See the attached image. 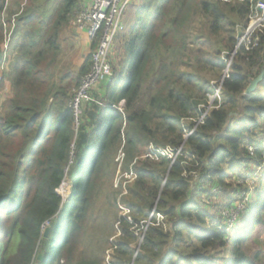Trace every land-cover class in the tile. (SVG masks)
Listing matches in <instances>:
<instances>
[{"label":"trees","instance_id":"16d2710c","mask_svg":"<svg viewBox=\"0 0 264 264\" xmlns=\"http://www.w3.org/2000/svg\"><path fill=\"white\" fill-rule=\"evenodd\" d=\"M134 1L113 40L112 76L92 91V101L82 104L75 124L68 101L89 71L91 54L75 78L57 76L56 64L60 36L80 0H11L8 8L6 0H0V93L6 91L0 95V264L100 262L108 240V218L102 210L116 207L117 196L108 185L121 142L123 169L132 167L136 180L124 200L128 219L116 213L110 222L120 232L117 264L127 258L130 264L135 233L143 232L139 252H153L156 263L137 253L133 264H261L256 244L264 245V35L259 34L251 55L243 46L238 49L221 86L223 104L186 139L199 178L209 176L214 187L227 189L230 185L224 181L231 174L259 168L244 179L251 183L258 175V184L252 183V197L235 225H223L202 208V183L182 176L187 161L183 157L172 164L159 156L131 165L150 144L181 145V119L197 118L198 106L211 93L208 83L180 70L187 65L192 17L204 16L208 34L195 37L199 47L192 58L194 70L221 74V51L233 49L237 27L247 25V14L258 0ZM5 11L11 38L4 59ZM219 33L225 37L215 49L211 38ZM3 61L7 65L2 69ZM256 78L255 90L243 96ZM64 181L70 185L65 200L56 193ZM94 227L99 234L97 230L93 238L87 236V229Z\"/></svg>","mask_w":264,"mask_h":264},{"label":"rangeland","instance_id":"374dc122","mask_svg":"<svg viewBox=\"0 0 264 264\" xmlns=\"http://www.w3.org/2000/svg\"><path fill=\"white\" fill-rule=\"evenodd\" d=\"M133 1V0H132ZM137 1V0H135ZM134 1V2H135ZM208 1H221V2H227V3H234L236 2L235 0H231V1H222V0H208ZM239 1V0H237ZM261 3L264 4V0H258ZM11 0H6V4H7V8L11 6ZM254 14V13H253ZM15 16H12V20ZM251 17V18H250ZM8 13L7 11H5L2 16H1V22H2V26L3 24L5 25L3 28L4 30L7 31L8 35L9 32H11L8 24ZM73 18V17H72ZM72 18L68 21V25L67 27L63 30L61 36H60V40H59V44H60V48H61V52L58 58V63H60V65L58 67H56V74L57 76H64L67 75V77H76V74L72 71V66H74L75 64H79V61L84 59L85 56H87L88 54H91V52L94 49V44L91 43L90 41L88 42L87 39H83L80 38L78 39V41L74 40L73 41V37H77V33H76V29L74 26L70 25V21H72ZM232 19H234L233 17H231ZM250 18V20H249ZM247 19L249 20V22L247 23L246 26H249L253 23L254 18L253 16L247 14ZM10 20V21H12ZM13 23V21H12ZM190 32L188 34V48L186 51V55H185V62L187 61V65H181L180 66V70L181 71H185L188 72L190 74H193L197 80H199L201 83H208L210 86V91L211 93L207 95V100L206 102L209 103L212 100H215V103L213 105V107H216L218 105L223 104V98H222V93H221V89L218 92V95H216V91L215 88L217 86V83L221 77V75L223 74V71L225 70V67L222 71L221 74H217L215 71L212 70H204V71H195L194 67H193V54L194 51L196 52V50L198 49V44L195 41V37L198 35H203L205 37H208L207 34V30H206V19L204 18L203 15L198 14L194 17H192V21H191V25H190ZM240 28L237 27V31H236V36H235V40L237 37V33H238V29ZM263 31V29H262ZM264 32V31H263ZM239 33H242V31L240 30ZM260 35H264L260 34ZM11 36V35H10ZM225 37L224 33H219L218 36L211 38L212 44L214 46L215 49H220L221 48V41L222 39ZM258 37L256 38V45H253V49L249 52V55H251V52L257 47V41H258ZM70 41H72L73 43H70ZM87 41V46L85 47ZM90 43V44H89ZM81 45V56H79V54L74 53L73 49H77L79 46ZM91 46V49H90ZM72 50V51H71ZM227 53V51H221V57L223 54ZM263 53V52H262ZM262 57L264 56V53L261 54ZM261 57V56H260ZM260 59V61L262 63H260V66L263 65V60L264 58ZM235 57L229 59V60H225V65L227 64V62L229 63V71L226 73V75L230 74V67L234 62ZM114 61V60H113ZM68 62L70 64H68ZM69 66H68V65ZM7 65V61H3L2 62V69L3 67H6ZM260 66H257V68L259 69ZM64 68H67L64 69ZM256 68V67H255ZM256 79H253L250 81V84L252 82H254ZM69 82V87L72 88L74 86L73 80L71 81L68 80ZM2 86V80L0 77V87ZM257 87V84L255 85L253 91L255 90V88ZM76 88V87H75ZM253 91H251L249 94H251ZM6 91L0 93V95H5ZM243 96L245 95V92L243 93ZM205 102V103H206ZM213 104V103H212ZM119 111L123 110V104L121 103L119 105V107L117 108ZM262 146H264V140L262 142H260ZM153 145V144H151ZM155 146V145H153ZM157 147H161V146H157ZM186 145L183 147V150H186ZM145 153H143V155H141L140 157L136 158L134 160V162L131 165H134L136 163V161L138 159H148L145 158ZM123 155L124 154V150H123V143L121 142L120 147L118 148L115 157H114V165H115V171L113 176L111 177V181L109 182V189L112 194H116V201H115V208L114 207H110L108 208L105 212L102 210V212L104 213V218H108V223H107V230L106 231L108 233V240L105 244H103V249L104 251L99 255V260L100 262L98 264H117V260L115 259V249L117 246V238L118 235L120 234L119 230L116 227H110V222L112 220V218H114V215H116L117 213V217H125L126 219L127 216H129L130 210L129 207L124 203V200L126 199V197H128V192H129V188L133 185V183L135 182L136 178L133 177L131 175V173H128L130 171V169L126 172L123 169ZM156 161V160H154ZM227 168V167H225ZM132 170V167H131ZM133 171V170H132ZM256 172H259V168L258 167H254L252 171L245 169L244 171H241L238 174H231L230 177L228 179H226L224 182L225 184L230 185L229 188L225 189L223 186L219 185L217 187H214V182L209 179V176H204L203 178H199V176L197 177V181L201 182V189H202V193H201V198L203 201V203L205 204L202 208L208 212L211 216L214 217V219L216 221H221L222 220V224L225 225L227 224L228 227H231L232 225H235L237 222V217L238 215H240V212L243 211L244 209V204L247 200H250L252 197V191H253V184L255 185L258 184V175H255V177L252 179L251 183L248 181L250 176H253L252 174ZM199 173V170L198 172ZM245 178H248L246 180H244ZM196 181V179H194ZM243 182L247 183L248 186H246L245 184H243ZM192 184V183H191ZM237 184V185H236ZM238 190H241V192L237 193ZM57 194L63 199L65 200L69 194H70V185L68 184L67 181H64L60 187L56 190ZM121 201V202H120ZM123 202V203H122ZM235 202V205L233 207V209L231 208V204ZM101 204V199L98 200V205L96 206L95 209H98L100 207ZM155 209V208H154ZM154 209L150 210L149 212V218L150 215H152ZM124 215V216H122ZM103 218V219H104ZM224 220V221H223ZM149 221V220H148ZM148 221L146 222V225L149 223ZM105 222V221H103ZM98 223V220H97ZM158 224H162L163 228L166 230H168V225L165 223V221H163L162 219L158 218ZM89 229V228H88ZM87 229V236H90L93 238L94 237V233L98 230V234L100 232V229L98 227H94L92 229ZM97 234V235H98ZM137 236V242L131 245V250H133L134 255L130 261V264H133L135 256L137 255V253H141L143 255H145L148 259H152L155 263H156V258L153 256V252L151 253H147V252H139V248L140 245L142 244V239H143V234L144 232L141 234L139 233H135ZM257 249H260L262 251L261 254V264H264V245L262 242H259L256 244ZM245 250L247 248H244ZM80 250H82V247H80ZM184 251V250H183ZM123 264H129L128 262V258L126 259V261H124Z\"/></svg>","mask_w":264,"mask_h":264},{"label":"built area","instance_id":"2783aa9c","mask_svg":"<svg viewBox=\"0 0 264 264\" xmlns=\"http://www.w3.org/2000/svg\"><path fill=\"white\" fill-rule=\"evenodd\" d=\"M131 1L132 0H80L79 9L74 14L72 21H70V25L74 26L77 31L85 32L88 40L95 45L91 52V65L89 71L81 76L77 87L71 90L72 95L68 101V107L72 110L75 124L78 123L82 104L92 101V91L99 84L112 76L109 62L110 51L115 36L123 30L122 19ZM248 14L253 16V23L249 26L240 27L238 29L237 35H239V37H236L233 49L230 52L223 54L221 57L225 70L215 88L216 95H218L223 81L229 76L226 75V73L229 71L230 62H227L225 65V60L235 57L238 49L242 46L244 47L245 52L249 53L254 48L253 45H256L255 40L257 36L264 33V4L257 1ZM4 26L5 25L3 24V27ZM240 30L242 33H239ZM10 35L11 32H9L8 35L7 31L4 30V59L10 42ZM215 100L216 99L209 103L206 102L199 105V115L197 118L181 119L180 125L184 133V139L181 145L175 148L170 146L157 147L150 144L147 148L145 158L157 160L159 156L166 157L172 164L177 158L183 157L187 161L182 163L185 167L182 176L192 178V182L195 181L194 179L197 181L198 170L195 169L197 166L196 159L191 155L187 148L184 151L183 147L186 145V139L192 134V132L203 123L213 109L217 108V106L213 107ZM98 104L101 105L100 103ZM248 150L252 152V148H248ZM189 161H193L194 164H191ZM187 167L194 169H187ZM128 173H131V175L136 178L135 173L131 169Z\"/></svg>","mask_w":264,"mask_h":264},{"label":"crops","instance_id":"0c3cea01","mask_svg":"<svg viewBox=\"0 0 264 264\" xmlns=\"http://www.w3.org/2000/svg\"><path fill=\"white\" fill-rule=\"evenodd\" d=\"M76 33H77V37H73L72 39H73V41L74 40H76V41H78V39H80V38H83L84 40L85 39H87V36H86V34H85V32H80V31H77L76 30ZM87 41L89 42V40L87 39ZM87 41H86V44H85V47L87 46ZM70 43H73L72 41H70ZM90 44V43H89ZM90 49H91V46H90ZM72 51V50H71ZM73 51H74V53H77V54H79V56H81V45L77 48V49H73ZM85 58V57H84ZM83 62H84V59H82V60H80L79 61V64L77 65V64H75L74 66H72V71L75 73V74H77V72H78V69H79V67L83 64ZM68 64H70L69 62H68ZM67 64V65H68ZM57 67L60 65V63H58V61H57ZM69 66V65H68ZM64 69H66L67 70V68H64Z\"/></svg>","mask_w":264,"mask_h":264},{"label":"water","instance_id":"95a60500","mask_svg":"<svg viewBox=\"0 0 264 264\" xmlns=\"http://www.w3.org/2000/svg\"><path fill=\"white\" fill-rule=\"evenodd\" d=\"M237 37H239V35H237ZM258 81H259V78H256V80H255L254 82H252V83L247 87V89L245 90V95H249V93H250L251 91H253V89H254V87H255V85L257 84ZM71 157H73V156H71ZM165 178H166V177H165ZM155 203H156V202H155ZM155 203H154V205L152 206V210L155 208ZM150 217H151V215H150ZM48 232H49V227H46L45 230H44V237H47Z\"/></svg>","mask_w":264,"mask_h":264}]
</instances>
